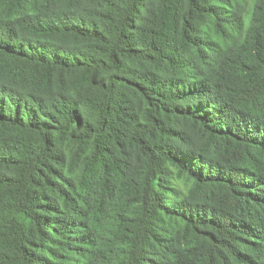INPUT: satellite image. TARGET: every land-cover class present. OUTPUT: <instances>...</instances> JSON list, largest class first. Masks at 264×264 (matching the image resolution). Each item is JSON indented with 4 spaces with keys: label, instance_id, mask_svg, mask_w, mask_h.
Masks as SVG:
<instances>
[{
    "label": "trees",
    "instance_id": "obj_1",
    "mask_svg": "<svg viewBox=\"0 0 264 264\" xmlns=\"http://www.w3.org/2000/svg\"><path fill=\"white\" fill-rule=\"evenodd\" d=\"M0 264H264V0H0Z\"/></svg>",
    "mask_w": 264,
    "mask_h": 264
}]
</instances>
